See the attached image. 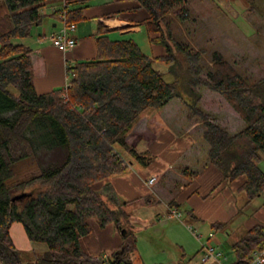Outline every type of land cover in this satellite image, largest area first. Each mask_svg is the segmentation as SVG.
Returning <instances> with one entry per match:
<instances>
[{
	"label": "trees",
	"instance_id": "1",
	"mask_svg": "<svg viewBox=\"0 0 264 264\" xmlns=\"http://www.w3.org/2000/svg\"><path fill=\"white\" fill-rule=\"evenodd\" d=\"M62 1L63 6L53 14L60 17L64 11L65 22L76 23L93 0ZM110 1L130 4V11L144 9L148 16L140 22L150 41L162 45L165 54L147 56L132 38L113 39L107 30L100 31L96 56L67 65L68 86L38 93L34 79L41 73L40 66L32 62L31 48L16 40L30 36L32 28L41 23L40 7L45 0H1L5 11L0 14V264H106L85 253L79 242L90 232L88 219L92 217L101 227L114 222L125 231L121 246L107 264H130L129 252L136 243L134 210L156 200L140 196L117 202L93 185L127 167L121 150L143 166L152 160L148 152H139L127 143V134L143 113L161 109L174 98L182 99L189 115L203 120L209 163L227 180L244 177L238 187L243 193L241 206L264 190V171L259 166L264 157V77L249 82L215 52L207 78L185 84V98L180 82L166 81L153 62L172 64L173 49L199 59L174 40L171 30L173 16L180 21L188 18V0ZM201 70L197 68V74ZM196 85L223 95L244 127L231 134L208 121L197 105L200 94ZM27 158L34 160L36 174L10 183L18 163ZM33 183L41 187L25 189ZM103 188L111 191L106 185ZM185 215L196 218L191 209ZM14 221L23 224L31 243L45 244L41 254L33 247V259L22 260L9 235ZM228 224L213 222L211 228L226 230ZM263 248L264 225L244 229L231 243L235 259L230 264H253L254 252Z\"/></svg>",
	"mask_w": 264,
	"mask_h": 264
},
{
	"label": "crops",
	"instance_id": "2",
	"mask_svg": "<svg viewBox=\"0 0 264 264\" xmlns=\"http://www.w3.org/2000/svg\"><path fill=\"white\" fill-rule=\"evenodd\" d=\"M62 6V0H45L40 7L41 23L32 28L30 36L16 40L31 48L32 62L40 66L41 73L34 79L38 93L64 88L69 80L67 65L96 56V37L100 31L107 30L109 37L114 39L132 38L147 56L165 54L162 45L150 41L145 24L140 22L148 16L144 9L130 11V4L110 0H94L85 7L83 19L76 22L72 32L75 46L66 51L59 50L52 45L49 36L62 24L53 14ZM4 11L0 0V14ZM175 101V98L170 100L161 109L147 110L127 134V143L139 152H148L152 160L143 166L121 150L123 158L128 157L125 159L128 166L93 186L104 197L111 196L117 202L140 196L156 200L135 208L132 232L137 241L140 232L149 231V241L156 236L162 247L156 249L146 241L145 250L151 259L148 262L136 242L129 252L130 264H204L209 261L201 262L200 259L202 246L206 243L223 256L222 259L211 258V264H230L235 259L231 243L244 229L255 224L264 225V190L247 205L241 206L243 193L238 187L244 177L227 180L221 170L209 163L207 147L191 134L197 124L187 121L186 109L181 104L177 106ZM153 176L156 180L148 184V179ZM105 185L111 187V191H105ZM189 209L196 218L185 215ZM172 210L179 212L180 216H174ZM224 221L229 222L226 230L211 228V223ZM88 223L90 232L79 239L83 251L104 261L112 258L123 242L121 228L114 222L101 227L93 217ZM9 235L17 249L33 248L34 244L27 238L21 222L11 223ZM225 247L231 251H226ZM160 250L162 257L158 258L156 254ZM195 251L199 252L197 263L191 257ZM186 258H189L187 262Z\"/></svg>",
	"mask_w": 264,
	"mask_h": 264
},
{
	"label": "rangeland",
	"instance_id": "3",
	"mask_svg": "<svg viewBox=\"0 0 264 264\" xmlns=\"http://www.w3.org/2000/svg\"><path fill=\"white\" fill-rule=\"evenodd\" d=\"M188 4V18L185 21H180L173 16L171 30L174 40L183 44L193 54H198L199 59L195 61L194 58L192 59L176 49H173L175 60L172 64L155 59L153 66L163 73L166 81L177 79L181 84V94L183 93L182 96L186 98L185 84L195 78H207L206 70L212 69L214 65L212 56L215 52L220 54L227 65L249 82L264 77V0H188ZM112 38L114 39V37ZM199 67L202 70L197 74L196 70ZM195 89L200 94L197 105L204 112L208 121L225 127L231 134L244 127V121L223 95L205 85H196ZM175 99L177 106L181 104L186 109L187 121L197 124L191 134L196 139L200 138L199 143H203L208 149L207 142L202 138L205 130L203 120L196 115H189L182 99ZM125 163L128 166L126 161ZM259 165L264 170V157ZM17 167L16 175L10 181L12 184L27 180L36 174L32 158L21 161ZM32 187L38 189L41 186L38 183H33L25 189L28 190ZM20 190L22 188L17 189L15 193ZM148 235L149 231L140 232L136 246L144 259L151 262L147 250H145L146 241L156 249H161L162 243L156 236L149 241ZM33 247L36 249V254H41L46 248L43 243H35ZM225 248L226 251H231L227 247ZM19 250L23 261L33 259L34 255L30 253V250ZM164 250L169 253L166 247ZM167 252H165L166 255H168ZM198 253L195 251L191 254L196 263ZM156 255L158 258L162 257L161 250L157 251ZM222 257L219 256L220 259ZM188 259H185L186 262ZM210 262L211 258L204 264H211Z\"/></svg>",
	"mask_w": 264,
	"mask_h": 264
},
{
	"label": "built area",
	"instance_id": "4",
	"mask_svg": "<svg viewBox=\"0 0 264 264\" xmlns=\"http://www.w3.org/2000/svg\"><path fill=\"white\" fill-rule=\"evenodd\" d=\"M62 24L58 29L54 30L49 38L53 46L58 48L59 50L66 51L71 49L76 44V39L72 35V32L75 30L76 23L74 22H65L64 20V11L59 17ZM68 86V82L65 84L64 88ZM156 180V177H151L148 179V184H152ZM174 216L179 217L180 213L176 210H172L171 212ZM220 252H215L214 247L210 244H203L201 250V262H206L210 258H218L220 256ZM99 259V258H97ZM111 258H107L105 263L110 260ZM264 262V248L254 252L252 263L253 264H262ZM106 263V264H107Z\"/></svg>",
	"mask_w": 264,
	"mask_h": 264
},
{
	"label": "water",
	"instance_id": "5",
	"mask_svg": "<svg viewBox=\"0 0 264 264\" xmlns=\"http://www.w3.org/2000/svg\"><path fill=\"white\" fill-rule=\"evenodd\" d=\"M12 199H14V198H12ZM121 233H122V234H124V233H125L124 229H121ZM116 253H117V252H116Z\"/></svg>",
	"mask_w": 264,
	"mask_h": 264
}]
</instances>
